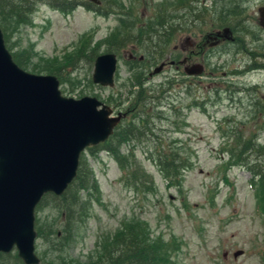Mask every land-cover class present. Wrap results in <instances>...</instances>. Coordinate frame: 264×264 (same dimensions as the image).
<instances>
[{"label": "rangeland", "instance_id": "obj_1", "mask_svg": "<svg viewBox=\"0 0 264 264\" xmlns=\"http://www.w3.org/2000/svg\"><path fill=\"white\" fill-rule=\"evenodd\" d=\"M110 1L114 2L101 4L100 14L81 6L61 13L38 3L26 24L12 35L9 30L4 45L11 56L27 59L29 68L18 66L20 69L47 75L49 70L37 73L30 68L59 67L66 57L76 55L82 48L97 56L106 52L105 43L112 37L129 36L127 46L117 55L111 88L92 84V61L84 59L49 75L57 79L63 96L94 97L111 107L113 113L121 112L124 118L119 125L137 124L140 120L154 122L159 128L156 134L162 135L168 150L190 154L193 167L185 172L180 186L166 187L167 181L150 158L154 142L144 136L120 143L119 153L124 156L131 149L137 166L152 179L150 188L154 186V192L149 193L143 185L136 190L130 188L132 178L126 176L130 168L122 173L117 161L101 148L85 150L82 156L96 186L89 216L73 226L69 238L64 237L67 245L63 250L56 246L55 251L58 242L46 233L51 228L60 236L63 223L52 200H41L35 209V229L43 234L35 241L40 263L84 264L93 255L101 235L110 236L122 223L129 224L134 219L145 226L149 240L174 243L172 264H264V213L260 214L257 178H252L246 166L231 165L223 170L229 161L226 148L234 145L237 138H255V150L261 151L258 161L264 164V29L257 22V8L264 5V0ZM182 1H190V8L176 9ZM171 10H175L172 16ZM161 12H165L166 27L178 26L168 46L155 48L156 53L162 50L160 58L152 59L155 35L149 34L147 40L140 38V43L135 39L154 27ZM185 19H194V35L199 25L195 19L203 23L200 34L223 27L234 29L240 45L252 55L242 53L235 43L220 42V48L213 49L208 59L218 74L225 75L188 79L193 82L190 92H186V78L180 67L174 70L165 65L159 74L149 77L160 61L179 58V51L173 52L172 47L178 45L182 35L179 24ZM142 56L144 60L138 62ZM139 89L152 101L151 112L140 104L130 115L129 106L137 101L135 93ZM183 122L186 125H181ZM255 155L250 157L254 159ZM237 251L241 253L233 257ZM6 260L0 256V264H7Z\"/></svg>", "mask_w": 264, "mask_h": 264}, {"label": "water", "instance_id": "obj_2", "mask_svg": "<svg viewBox=\"0 0 264 264\" xmlns=\"http://www.w3.org/2000/svg\"><path fill=\"white\" fill-rule=\"evenodd\" d=\"M258 12L264 21V7ZM115 67L113 53L96 56L91 82L111 87ZM195 67L186 74H199ZM111 114L94 97L62 96L52 75L20 69L0 30V253L14 249L22 264L39 263L34 208L44 194L61 195L75 177L80 153L112 134L121 115Z\"/></svg>", "mask_w": 264, "mask_h": 264}, {"label": "trees", "instance_id": "obj_3", "mask_svg": "<svg viewBox=\"0 0 264 264\" xmlns=\"http://www.w3.org/2000/svg\"><path fill=\"white\" fill-rule=\"evenodd\" d=\"M96 1L98 3H94L91 0H0V29L3 34V39L6 41L9 38L7 34L9 30H11L10 34L12 35L21 25L28 22V15L38 3H44L61 13L71 12L75 7L81 6L86 10H92L100 14L102 3L107 4L114 2L110 0ZM191 1L193 2V0ZM189 4L190 1L187 3L182 1L179 2L175 8L185 10L186 6L189 7ZM174 11L175 10H171V16ZM164 13L165 12L158 13L156 25L153 24L154 27H149V32L146 35L140 33L138 40L137 38L135 39L136 42L140 43V38L142 40H147L149 39V34L155 35L157 40L155 46H152V49H154L152 52V59L156 57L160 58L162 50L156 53L155 48L159 50L158 47L161 44H163V46H168V44L174 40V34L177 30L178 25H169L166 27L167 21L163 15ZM181 25L182 23L179 24L180 30ZM157 28H159L160 31ZM128 38L129 36L123 37L122 39L112 37L105 43L107 47L106 52H121V50L127 46ZM92 50H94V48ZM94 57L93 53H85L82 48L76 55L74 54L66 57L65 61H63L59 67L37 69L38 67L35 66L30 68V70L37 73L49 70V74H57L66 67H74L80 59L91 62ZM12 58L19 67L23 69L29 68L26 58L19 59L13 55ZM135 97L137 101L131 104L128 109L130 115L136 112L140 104L145 107V110L151 112L149 102L152 101H150L149 97L144 96L142 89H139V91L135 93ZM154 117L162 119L161 116H157L156 114H154ZM154 117L153 119H155ZM156 132H159V128H156L154 122H149L148 120H140L137 124L130 122L123 126L119 125L104 143L96 147H90L89 150L93 152L95 149L101 148L107 155L117 161L118 168L122 173L123 171L124 173L127 172L129 167L130 170L126 173V176L129 175V178H132L130 183L127 182L130 188L136 190L139 185H143V188H146L145 190L150 191L149 193H153L154 186L153 189L150 188L153 182L151 178L137 166L135 160H133L131 149L128 151V154L124 156L117 150L118 145L124 141H131L132 139H140L147 136L155 145L152 152L153 154H150V158L162 175V178L167 181L166 187H178L182 184L184 178L183 174L193 167V161L190 158V154H182L168 150L167 145L164 144V140H162V135L156 134ZM234 141H236L234 145L231 144L226 148L225 153L228 155V164L246 166L247 170L252 174V177L257 178L258 186L256 185L255 187L257 188V195L261 199V201L259 200V204L262 207L260 210V214H262V212L264 213V164L258 161L261 151L258 153V151L255 150V138L250 140L244 139V141L237 138ZM253 154H256L253 157L254 159L250 157ZM95 188L96 186L91 170H89L85 159L81 155L78 161L76 176L66 190L59 197L52 195H45L43 197V199L49 197V200H52L54 204L53 208L58 210L60 220L63 223L62 230L60 231V236L62 235L63 238L57 236V231H51V228L46 233L47 237L52 236L54 239L53 241L58 242V245L55 243V251H57L56 246H60L63 250L67 245L64 237L67 236V238H69L73 226L75 227L89 216L91 203L94 202L91 195L95 193ZM81 193H84V196H82ZM129 221L131 224L122 223V227L114 234L110 236L101 235L100 241H97L96 247L92 251L93 255H89L88 260L84 264H172V253L175 250L174 243L172 242V245L170 242H164L158 239L149 240L143 224L138 223V221L134 219H130ZM42 235V233L37 232V238H42ZM6 258L7 264H20V261L15 255L11 254Z\"/></svg>", "mask_w": 264, "mask_h": 264}, {"label": "flooded vegetation", "instance_id": "obj_4", "mask_svg": "<svg viewBox=\"0 0 264 264\" xmlns=\"http://www.w3.org/2000/svg\"><path fill=\"white\" fill-rule=\"evenodd\" d=\"M262 7H264V5H261L257 8V13H258L257 22L260 28L264 29V21L261 20V17L259 16V12H258L259 8ZM186 9H189L188 6H186L185 10ZM195 20L199 21V25L195 26L198 32L197 35H194L193 33L194 26L192 25V22L194 21V19H185L182 21V25H181L182 35L179 38L178 45L172 47L173 52L174 50L179 51V58L176 59V56H172L169 58L167 62H159L164 64L163 67L167 65L169 67H173L174 69H177L178 67L181 68L182 74L186 78V92H189V87H192L193 85L192 80L190 81L188 79L202 78L203 76L204 78L208 77V78L216 79L220 77L219 75L221 76L225 75L224 72L218 74L217 69L211 66L210 61L208 59L209 54L210 52H212L213 49L220 48L221 46L220 42L224 41V45H227L228 43L230 44L235 43L239 46V49L242 50V53L248 54L249 52L247 51V49L245 50L246 48L245 46L244 47L241 46L240 43L238 42L239 39H237V37L234 35L235 33L234 29L232 30L228 27H223L220 28L219 30L216 29V30L208 31L204 34H200V32H202L204 28L203 23L199 19H195ZM225 52H228V49H226ZM249 53L252 55L251 52ZM259 56H261V54H259ZM262 56L264 57V55ZM130 59L132 60L133 58ZM139 60L142 61L143 57H139ZM194 65H196L195 69L199 72V74L195 76L193 75L187 76L186 72L189 73ZM199 67L201 69L200 71H199ZM13 251L14 250L9 251L8 253H0V256L8 257L9 255L12 254Z\"/></svg>", "mask_w": 264, "mask_h": 264}]
</instances>
